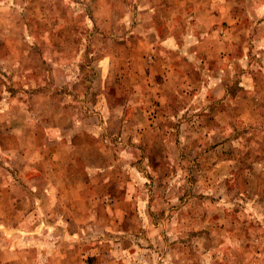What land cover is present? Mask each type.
<instances>
[{
  "label": "rangeland",
  "instance_id": "374dc122",
  "mask_svg": "<svg viewBox=\"0 0 264 264\" xmlns=\"http://www.w3.org/2000/svg\"><path fill=\"white\" fill-rule=\"evenodd\" d=\"M0 264H264V0H0Z\"/></svg>",
  "mask_w": 264,
  "mask_h": 264
},
{
  "label": "crops",
  "instance_id": "0c3cea01",
  "mask_svg": "<svg viewBox=\"0 0 264 264\" xmlns=\"http://www.w3.org/2000/svg\"><path fill=\"white\" fill-rule=\"evenodd\" d=\"M77 177H79L80 176V182H79V187H80V189H76V188H78V187H76V188H74L73 187V184L72 183H69L68 184V189H70V190H75V191H80V190H86V188L87 187H89V185H88V183H87V180H85V183H83V182H81V180H82V176L81 175H76ZM79 203V206H81V207H83V205H84V207H88L89 206V199H85V200H83V201H80V202H77V204ZM76 204V205H77Z\"/></svg>",
  "mask_w": 264,
  "mask_h": 264
}]
</instances>
